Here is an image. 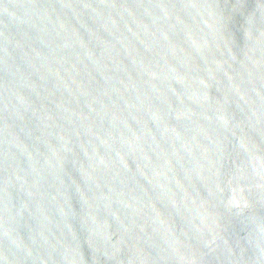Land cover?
<instances>
[{"label":"water","instance_id":"obj_1","mask_svg":"<svg viewBox=\"0 0 264 264\" xmlns=\"http://www.w3.org/2000/svg\"><path fill=\"white\" fill-rule=\"evenodd\" d=\"M0 264H264V0H0Z\"/></svg>","mask_w":264,"mask_h":264}]
</instances>
